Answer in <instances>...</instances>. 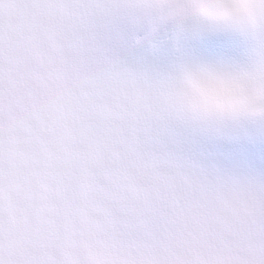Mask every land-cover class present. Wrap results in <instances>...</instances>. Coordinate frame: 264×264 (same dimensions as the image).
Here are the masks:
<instances>
[{
    "label": "snow or ice",
    "instance_id": "snow-or-ice-1",
    "mask_svg": "<svg viewBox=\"0 0 264 264\" xmlns=\"http://www.w3.org/2000/svg\"><path fill=\"white\" fill-rule=\"evenodd\" d=\"M0 264H264V0H0Z\"/></svg>",
    "mask_w": 264,
    "mask_h": 264
}]
</instances>
